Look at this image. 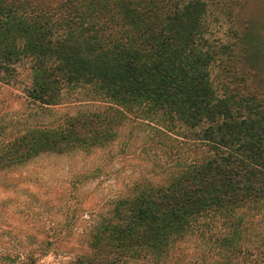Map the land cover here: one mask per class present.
Masks as SVG:
<instances>
[{"label":"trees","instance_id":"1","mask_svg":"<svg viewBox=\"0 0 264 264\" xmlns=\"http://www.w3.org/2000/svg\"><path fill=\"white\" fill-rule=\"evenodd\" d=\"M220 1L0 0V85L33 106L16 134L0 124V169L104 149L127 127L157 155L74 264H176L189 248L188 264H264V88L239 70L233 24L209 23ZM67 103L74 115L32 121Z\"/></svg>","mask_w":264,"mask_h":264},{"label":"rangeland","instance_id":"2","mask_svg":"<svg viewBox=\"0 0 264 264\" xmlns=\"http://www.w3.org/2000/svg\"><path fill=\"white\" fill-rule=\"evenodd\" d=\"M208 21L222 32L233 24L241 37L239 70L248 74L247 83L264 88V0H221ZM19 72L20 78L26 76L23 68ZM77 98L88 100L83 93ZM78 106L62 104L44 114L34 108L32 121L74 115ZM31 107L20 87L0 85V124L13 134L22 130ZM146 134L127 127L104 149L43 154L0 169V264H74L77 256L91 254L88 233L93 219L110 208L111 197L127 192L156 162L155 150L143 148ZM187 253L188 260L176 264H188L190 248Z\"/></svg>","mask_w":264,"mask_h":264}]
</instances>
